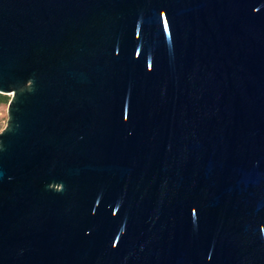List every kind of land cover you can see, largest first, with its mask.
<instances>
[{
  "label": "water",
  "instance_id": "95a60500",
  "mask_svg": "<svg viewBox=\"0 0 264 264\" xmlns=\"http://www.w3.org/2000/svg\"><path fill=\"white\" fill-rule=\"evenodd\" d=\"M0 264H264V0H0Z\"/></svg>",
  "mask_w": 264,
  "mask_h": 264
},
{
  "label": "rangeland",
  "instance_id": "374dc122",
  "mask_svg": "<svg viewBox=\"0 0 264 264\" xmlns=\"http://www.w3.org/2000/svg\"><path fill=\"white\" fill-rule=\"evenodd\" d=\"M6 108H7V104H0V130L4 127L6 123V119H7Z\"/></svg>",
  "mask_w": 264,
  "mask_h": 264
},
{
  "label": "trees",
  "instance_id": "16d2710c",
  "mask_svg": "<svg viewBox=\"0 0 264 264\" xmlns=\"http://www.w3.org/2000/svg\"><path fill=\"white\" fill-rule=\"evenodd\" d=\"M9 97L8 94L0 93V104H7Z\"/></svg>",
  "mask_w": 264,
  "mask_h": 264
}]
</instances>
